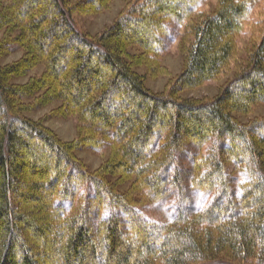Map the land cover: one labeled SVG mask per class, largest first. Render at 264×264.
Instances as JSON below:
<instances>
[{
  "label": "trees",
  "instance_id": "1",
  "mask_svg": "<svg viewBox=\"0 0 264 264\" xmlns=\"http://www.w3.org/2000/svg\"><path fill=\"white\" fill-rule=\"evenodd\" d=\"M201 1L142 0L90 35L74 15L102 12L112 0H0V264L264 263V116L240 119L264 104V22L259 42L236 58L258 0H218L211 13L197 11ZM168 19L189 21L184 63L156 93L135 69L167 74L159 53ZM14 45L22 58L3 64ZM233 62L217 96H182ZM41 66V76L16 83ZM56 102L49 115L28 117ZM69 117L78 118V138L64 142L46 121ZM191 144L210 148L191 154L189 187L214 198L186 210L177 154ZM103 145L108 157L96 170L77 156ZM175 195L169 222L139 209Z\"/></svg>",
  "mask_w": 264,
  "mask_h": 264
},
{
  "label": "rangeland",
  "instance_id": "2",
  "mask_svg": "<svg viewBox=\"0 0 264 264\" xmlns=\"http://www.w3.org/2000/svg\"><path fill=\"white\" fill-rule=\"evenodd\" d=\"M141 2L142 0H112L111 5L108 9L96 14H75L74 20L76 21V25L80 31L88 33L90 35H97L99 33H102L106 28L113 25L122 12L128 11L131 7H133V5H137ZM217 5L218 0H202L197 7V11L211 13L217 8ZM188 22V20L176 21L169 19L166 21L167 34L164 37L163 46L160 48L159 53L161 57V63L167 69L166 75L154 77L144 66L135 69L139 74L145 77L146 86L150 90L156 93L163 92L166 89L167 85L171 83L172 80L176 79V77L181 73L183 69L184 57L180 50V41L186 30ZM263 22L264 0H258L252 6L251 14L246 21L242 32L237 37V50L239 55H236V58L238 57L242 59L247 56L246 53H248V50L251 48L252 44H256L257 42H259ZM1 39L2 34L0 33V41ZM10 50L11 53L2 60L3 64H11L21 59L23 56V51L21 48H19V46H11ZM235 66V63L233 62L231 68L228 72H226V74L215 80L206 81L202 86L198 88L184 91L182 93V96L184 98H214L218 95L220 89L225 85L227 79L233 75ZM43 72L44 68L42 66L35 68L27 77L16 80V83H25L27 80H29L30 77H39L43 74ZM59 104V102H56L47 108L39 111H34L28 114V117L32 118L33 120H39L40 118L49 115L50 112L53 109L57 108ZM263 116L264 104L259 105L256 109H254L252 114L242 116L240 117V119L242 121H248L255 117ZM46 125L52 128L64 142H72L78 138L79 121L76 117L49 118L48 121H46ZM108 148L109 147L107 145H103L101 149L97 150L92 148L82 149L77 152V156L91 170H96L101 165V163L107 159L109 152ZM209 148L210 144L204 145L202 148L191 144L187 146L185 150L179 151L177 154L178 167L182 170V172H185L184 184L185 187L187 186L188 188V190H186V200L184 202V209L186 210L202 209L209 205L214 198V195L211 193L198 191L189 187V183H191L190 171L192 169L190 160L191 154L204 156L207 154ZM179 205L180 203H178V197H176L175 195L168 200L153 202L139 209L141 210L142 215L147 220L166 223L174 217ZM103 235H105V232L103 233ZM103 238L104 236H102V239L99 240L95 238L96 240L93 244H95L96 247L99 246L101 248L100 244ZM127 249L129 250L128 246L126 245L120 248L118 255L113 258L114 261H120L124 257ZM132 249H134V247L131 248V252L133 251ZM50 256H52V254H50ZM135 257V255H132L130 259L134 260ZM36 260L39 264H54L53 261L50 262L51 258H43L42 261L39 257H36ZM85 263L100 264V259L96 258L92 260L90 257H88ZM244 264L264 263H260L258 259H249L246 260Z\"/></svg>",
  "mask_w": 264,
  "mask_h": 264
}]
</instances>
